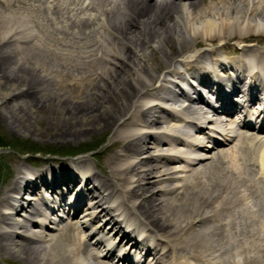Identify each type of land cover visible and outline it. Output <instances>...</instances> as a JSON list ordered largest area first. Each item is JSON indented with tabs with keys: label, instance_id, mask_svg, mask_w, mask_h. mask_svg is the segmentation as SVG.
Returning <instances> with one entry per match:
<instances>
[{
	"label": "bare ground",
	"instance_id": "1",
	"mask_svg": "<svg viewBox=\"0 0 264 264\" xmlns=\"http://www.w3.org/2000/svg\"><path fill=\"white\" fill-rule=\"evenodd\" d=\"M260 35L264 0H0V118L26 123L53 98L74 134L115 127L96 170L84 156L12 162L0 258L264 264ZM222 43L240 53L226 59ZM37 72L67 89L39 94L29 83ZM188 75L213 104L196 84L177 91L171 77Z\"/></svg>",
	"mask_w": 264,
	"mask_h": 264
},
{
	"label": "rangeland",
	"instance_id": "2",
	"mask_svg": "<svg viewBox=\"0 0 264 264\" xmlns=\"http://www.w3.org/2000/svg\"><path fill=\"white\" fill-rule=\"evenodd\" d=\"M155 1V0H152ZM198 3L206 4L209 0H197ZM261 38L258 39L260 43L258 45L264 48V35H260ZM259 38V37H257ZM226 44V43H225ZM202 45V44H200ZM258 46V47H259ZM216 51L221 55H224V45L222 43L221 47L217 44L214 46ZM31 79L29 80L30 85L35 89L39 94H43V91H48L49 89L58 90L59 88H64V85L57 83L55 80H49L45 75L41 73L30 74ZM59 84V85H58ZM24 80L18 81L19 88L26 86ZM8 86V84H7ZM5 87L4 89H6ZM27 98V97H26ZM21 100V99H19ZM35 99H31L33 101ZM34 102V101H33ZM33 102H31L33 104ZM60 104V105H59ZM62 103L58 99L53 100V98L43 101L42 104L36 103L33 106L30 117L24 116L29 119L28 122H22V117L19 116L16 119V122L12 123L7 122L4 119L0 118V141H5L6 143L13 144L15 143L14 148H0V187L3 185L5 180L9 179V176L13 174V161L18 159L28 168H31L32 165H38L39 162H42L43 159L48 160L47 162L53 163L59 160L71 161L78 156H84L88 158V162L91 165L93 170L97 168L94 167L95 164L99 163L102 155L100 151L107 147L110 137L114 131V125L106 126V128L101 129H92L86 134H74L73 127L70 124L71 118L68 114L62 110ZM64 107V106H63ZM19 141H24L27 144H31V147L39 148L40 151H49L53 150L57 152L59 148H65L74 150V148L84 147L85 145H96L95 152H82L74 156L69 155H56V154H42L36 153L34 155H29L27 153H20L21 149H24L25 146L17 143ZM100 142V143H98ZM17 146V147H16ZM21 146H23L21 148ZM93 166V167H92ZM41 192L43 193V188L40 187ZM47 192V191H45ZM89 202V200H87ZM103 221V219H101ZM78 220L74 222L76 226ZM21 261L14 256L5 255L3 258H0V264H20Z\"/></svg>",
	"mask_w": 264,
	"mask_h": 264
},
{
	"label": "trees",
	"instance_id": "3",
	"mask_svg": "<svg viewBox=\"0 0 264 264\" xmlns=\"http://www.w3.org/2000/svg\"><path fill=\"white\" fill-rule=\"evenodd\" d=\"M17 143H20L21 145L25 146L24 149H21L22 152H27V153H29V154H34V153H37V152L40 151V149L37 148V147H35V145H33V146L31 147V144H27V143H25L24 141H19V142H17ZM6 145H7V146H10V144L6 143L5 141H4V142H3V141H0V147H4V146H6ZM23 146H21V148H22ZM58 151H61V152H63V153H66V152H68V149H65V148H59Z\"/></svg>",
	"mask_w": 264,
	"mask_h": 264
}]
</instances>
